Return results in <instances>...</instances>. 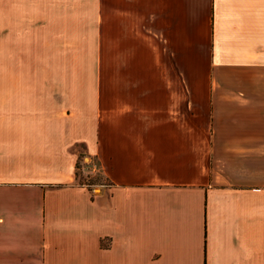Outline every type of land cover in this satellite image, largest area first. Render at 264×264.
Wrapping results in <instances>:
<instances>
[{
    "label": "crops",
    "instance_id": "0c3cea01",
    "mask_svg": "<svg viewBox=\"0 0 264 264\" xmlns=\"http://www.w3.org/2000/svg\"><path fill=\"white\" fill-rule=\"evenodd\" d=\"M9 24L99 54L79 98L0 82V264H264V0H0Z\"/></svg>",
    "mask_w": 264,
    "mask_h": 264
},
{
    "label": "rangeland",
    "instance_id": "374dc122",
    "mask_svg": "<svg viewBox=\"0 0 264 264\" xmlns=\"http://www.w3.org/2000/svg\"><path fill=\"white\" fill-rule=\"evenodd\" d=\"M98 54L96 41L21 40V26L0 25V82L20 88L21 81L48 84L56 81L59 86L67 84L74 93L73 98L81 97L82 93L91 94L90 87L98 80ZM109 70L111 73L110 63L106 62L107 74ZM78 166L77 181L90 182L89 176L97 172L96 163L92 158H81ZM87 168L91 172L87 173ZM101 177L98 181L103 182L104 177ZM96 187V183L89 186L90 189Z\"/></svg>",
    "mask_w": 264,
    "mask_h": 264
},
{
    "label": "trees",
    "instance_id": "16d2710c",
    "mask_svg": "<svg viewBox=\"0 0 264 264\" xmlns=\"http://www.w3.org/2000/svg\"><path fill=\"white\" fill-rule=\"evenodd\" d=\"M80 159V158H79ZM76 168L77 169H79V166H78V162H77V165H76ZM94 176H89V178H90V182H88V183H83V182H80V181H77V177H78V174H77V172H76V181L79 183V184H85V185H87L88 187L90 186V184H93V183H96V184H98L100 181H98V180H100V178H102L99 174H93ZM80 180V179H79ZM94 180V181H93Z\"/></svg>",
    "mask_w": 264,
    "mask_h": 264
},
{
    "label": "built area",
    "instance_id": "2783aa9c",
    "mask_svg": "<svg viewBox=\"0 0 264 264\" xmlns=\"http://www.w3.org/2000/svg\"><path fill=\"white\" fill-rule=\"evenodd\" d=\"M91 169H93V170H94V169H95V167H94V168H91Z\"/></svg>",
    "mask_w": 264,
    "mask_h": 264
}]
</instances>
